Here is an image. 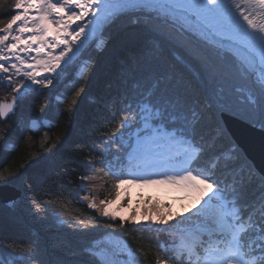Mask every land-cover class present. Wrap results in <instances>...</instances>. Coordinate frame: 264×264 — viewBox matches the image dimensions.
<instances>
[{
	"label": "snow or ice",
	"instance_id": "snow-or-ice-1",
	"mask_svg": "<svg viewBox=\"0 0 264 264\" xmlns=\"http://www.w3.org/2000/svg\"><path fill=\"white\" fill-rule=\"evenodd\" d=\"M116 12L126 15L129 31L139 29L148 35L114 66L105 95L93 98L108 115L90 125L88 152L76 148L73 156L95 158L79 161L78 173L67 169L58 173L76 185L77 203L86 202L95 218L86 224L74 213L67 227L81 234L103 231L108 235L119 228L127 236L135 234L129 226L140 225L136 232L173 236L163 244L159 239L150 241L152 264H264V169H256L248 160L238 139L243 131L264 137V83L246 97L230 87L233 77H251L257 66L264 80V0H14L8 7L0 4V15L6 17L0 19V89L4 92L0 143L19 145L40 134L29 126L31 118L20 112L42 90L51 92L66 85L68 111L75 110L92 73L99 70L103 75L109 70L90 57L84 65L90 70L89 79L81 83V77L67 87L71 70L82 59L81 50L90 41L96 43L103 35L102 23ZM107 46V41L97 45L98 55ZM231 50L239 54V60L227 58ZM174 52L179 56L173 64L186 61L185 67H196L195 75L186 77L172 70L167 57ZM46 108L42 105L40 112ZM14 122L20 135L10 141ZM44 157L43 153L32 156L14 170L0 163V209L10 213L23 209L33 216L48 212L49 204L40 194L47 166ZM30 166L32 170L25 171ZM131 184L167 186L186 193L189 202L178 211L168 203L152 201L134 206L121 195L122 186ZM50 190L43 188L45 194ZM56 195L63 196V189ZM101 195L104 198H98ZM205 231L215 235L216 242L205 241ZM16 243L20 242L0 243L7 250L0 264H24L25 257L28 264H44L34 242H27L30 252L10 246ZM117 247L128 253L125 264H133L129 244L121 239ZM96 248L90 246L81 253L89 257L86 262L72 259L78 253L70 249L69 259L56 264H109Z\"/></svg>",
	"mask_w": 264,
	"mask_h": 264
},
{
	"label": "trees",
	"instance_id": "trees-1",
	"mask_svg": "<svg viewBox=\"0 0 264 264\" xmlns=\"http://www.w3.org/2000/svg\"><path fill=\"white\" fill-rule=\"evenodd\" d=\"M13 3L14 0H6V3L5 0H0V4H4L5 7L11 6ZM0 19H6V17L0 15ZM126 24V15L112 20L104 29L99 43L88 46L89 48L82 52L83 64L81 63L82 70L80 74L73 75V70H71L67 87H71L81 77H83L81 83L89 79L90 70L85 69L84 65L90 63V57L92 61L98 60L101 68L109 70L103 75L99 73V70L92 73L86 92L79 98L73 112L70 113L68 111L70 94L65 91L66 85H60L51 92L46 89L42 90V94H34L26 101L20 112V115H24L25 118L26 116L35 117L39 105L44 100H51L55 94L62 96L61 100L53 98L54 101L49 105L50 108L46 115L47 124L40 125L34 129V131L39 129L40 134L32 136L30 140L21 141L19 145L0 143V163H6L13 170L24 163L26 159L41 153L45 156L42 159L47 161L44 176L42 177L40 194L43 196V202L49 204L48 212L44 213L42 211L39 216H33L23 209H17L14 213H10L6 209H0V243L20 242L10 246L15 247L19 251L30 252L31 245L27 242L32 241L36 245L40 259L44 264H56L59 259H69L70 249L78 253L72 259L86 262L89 257L81 253L90 246L96 248L97 245H100V240L108 236L103 231L81 234L67 227L66 221L71 220L74 213H79L86 224L92 223L95 218L91 215V210L86 208L84 202L77 203L78 188L76 185L71 183L68 177H59L58 173L64 169L78 173L79 170L76 165L79 161L95 158L73 156V150L76 148H83L85 152H88L87 145L92 143L89 139L90 125L108 115L100 105L94 102L93 98L105 95L107 79L111 78L110 72L114 70V66H118L119 60L130 55L134 48L138 47L148 35L139 29L129 31L126 28ZM105 41L108 42L107 49L103 55H98L99 49L97 45H103ZM224 54V51H220V55ZM226 55L228 59L236 60L228 52ZM178 56L179 53L174 52L171 57H167V62L172 70L177 74L183 73L186 77L195 75L196 67L191 64H187V67H185L186 61L180 65L173 64V60ZM254 78L253 75L251 77L245 74L237 75L231 79L230 87L235 94L246 97L253 91L254 87L258 88L260 85L259 81ZM3 95V89H0V96ZM0 127H3V125H0ZM45 130H47V138L44 136ZM19 135L20 132L14 122L10 133V141L17 139ZM12 148L15 150L11 151ZM10 151L11 155L8 154ZM32 167L30 166L25 171H31ZM23 174L22 172L21 175ZM48 177L53 179H48ZM106 179L109 178L106 177ZM256 179L258 182L259 176ZM45 187L51 189L47 194L43 192ZM60 189H63V196L56 195ZM104 195H107V190H105ZM49 197H51L50 201ZM100 227L101 229L104 228L103 225ZM129 227L133 228L135 234L129 233L124 236L121 230L117 228L116 234L111 236L124 239L130 246L129 250L134 253L133 260H139L140 264H152L153 247L150 241L159 239L163 244L164 241L171 242L173 239V236L168 234L160 236L147 231L143 233L136 232L135 230L139 229L140 225H131ZM141 235L143 239L140 238ZM203 238L205 241L211 239L212 242H216V236H210L208 231H205ZM175 239L177 246H179V233L175 234ZM136 249L141 251L137 252L135 251ZM199 254L203 255V249L199 250ZM0 256H7L6 248H0ZM25 258L28 260L27 257ZM109 264L112 263L109 262Z\"/></svg>",
	"mask_w": 264,
	"mask_h": 264
},
{
	"label": "rangeland",
	"instance_id": "rangeland-1",
	"mask_svg": "<svg viewBox=\"0 0 264 264\" xmlns=\"http://www.w3.org/2000/svg\"><path fill=\"white\" fill-rule=\"evenodd\" d=\"M123 15L124 14H121L119 12L111 14V17H112L111 20L108 23H102L100 31L103 33L104 29L107 27V25L112 20H114L118 17L120 18V16H123ZM101 37H102V35L96 41V43H91V41H90L89 44L91 46L98 44ZM89 44L85 45V47L81 50V53L79 55H81L82 52L86 48H89L88 47ZM227 52L229 54L233 55V57L236 60H239V54L237 52H235L234 50L227 51ZM82 60H83V58L76 65H74V67L72 68L73 75H79L80 74V72H81L80 69L82 68V64H83ZM253 76L255 77L254 79L258 80L260 84L264 83V80H262L256 74V71H254ZM55 97H57V96L53 95L50 102L54 101L53 98L56 99ZM22 116L25 117L24 115H22ZM26 118H29V117L26 116ZM30 118H32V117H30ZM30 122H31V120L29 119L28 124L30 127H32L30 125ZM47 122H48V120H47ZM47 122H46V124H47ZM89 187H91V186H89ZM77 192H78V189H77ZM84 194H86V193H80L81 196ZM121 195L126 200L133 203L134 206H143V204L147 203L148 201L159 202L161 204L168 203L169 205H171V208L173 211L180 210L183 205H186L189 202L186 198H184L187 195L186 193L179 191V190L172 189V188L167 187V186H162V185H145L143 187L139 186L138 184L124 185V186H122V189H121ZM98 198L102 199V198H104V196H99ZM84 203L86 204V202H84ZM118 240H121V239L114 237V236H111V235L103 237L100 240L99 247L96 249L98 256H100L102 259H104V260H106L112 264H125V262L129 260V256H128L127 251H121V248L117 247V241ZM132 261H133V264H135L133 257H132ZM24 264H28V260L26 258L24 259Z\"/></svg>",
	"mask_w": 264,
	"mask_h": 264
},
{
	"label": "water",
	"instance_id": "water-1",
	"mask_svg": "<svg viewBox=\"0 0 264 264\" xmlns=\"http://www.w3.org/2000/svg\"><path fill=\"white\" fill-rule=\"evenodd\" d=\"M40 109L38 118L43 119L46 111L41 113ZM238 139L247 154L248 160L256 166V169H264V137L257 132L243 131L238 134Z\"/></svg>",
	"mask_w": 264,
	"mask_h": 264
},
{
	"label": "bare ground",
	"instance_id": "bare-ground-1",
	"mask_svg": "<svg viewBox=\"0 0 264 264\" xmlns=\"http://www.w3.org/2000/svg\"><path fill=\"white\" fill-rule=\"evenodd\" d=\"M80 70H82V68H81ZM255 71H256V74L261 78V77H262V74H261V71H260V67H259V66L256 67ZM261 79H262V78H261ZM55 96H57V97H55L56 100H61V99H62V96H60V95L55 94ZM43 104H46V105H47L46 112H45V115L43 116V119H39V118H38V111H39L40 107H41ZM50 104H51L50 100L47 99V100H45L44 102H42V103L39 105V107H38V109H37V111H36V116H35V117H32V118L30 119V120H31L30 125L33 127V129L38 128V126H40V125H46V122H47V120H48L47 117H46V115H47V113H48V111H49V108H50L49 105H50Z\"/></svg>",
	"mask_w": 264,
	"mask_h": 264
}]
</instances>
